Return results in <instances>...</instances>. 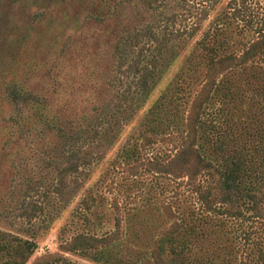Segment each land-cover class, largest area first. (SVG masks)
Instances as JSON below:
<instances>
[{
    "label": "trees",
    "instance_id": "16d2710c",
    "mask_svg": "<svg viewBox=\"0 0 264 264\" xmlns=\"http://www.w3.org/2000/svg\"><path fill=\"white\" fill-rule=\"evenodd\" d=\"M17 1L0 104L75 202L30 264H264V0ZM38 247L0 230V264Z\"/></svg>",
    "mask_w": 264,
    "mask_h": 264
},
{
    "label": "rangeland",
    "instance_id": "374dc122",
    "mask_svg": "<svg viewBox=\"0 0 264 264\" xmlns=\"http://www.w3.org/2000/svg\"><path fill=\"white\" fill-rule=\"evenodd\" d=\"M27 8L20 6L18 1L14 7L0 3V62L10 54L11 35L30 27L32 8ZM10 113L8 106L0 104V230L23 236L35 234L39 247L30 264L36 256L58 250V230L67 220L75 202L70 203L59 218L56 217V185H53L52 179H47L40 163L34 165V170L30 166L24 169L26 157L28 160L29 156H36L38 149L34 145L40 138L24 133L20 127L14 131L8 119L11 121V117L17 118V115ZM37 154L39 157V152ZM70 256L86 262L78 255Z\"/></svg>",
    "mask_w": 264,
    "mask_h": 264
}]
</instances>
